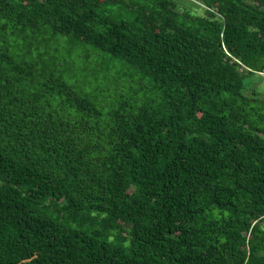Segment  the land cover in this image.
<instances>
[{"label": "trees", "instance_id": "16d2710c", "mask_svg": "<svg viewBox=\"0 0 264 264\" xmlns=\"http://www.w3.org/2000/svg\"><path fill=\"white\" fill-rule=\"evenodd\" d=\"M264 0H0V264H264Z\"/></svg>", "mask_w": 264, "mask_h": 264}, {"label": "rangeland", "instance_id": "374dc122", "mask_svg": "<svg viewBox=\"0 0 264 264\" xmlns=\"http://www.w3.org/2000/svg\"><path fill=\"white\" fill-rule=\"evenodd\" d=\"M251 89H257L259 92L264 94V73H261L259 77H253L250 79L246 93L251 94Z\"/></svg>", "mask_w": 264, "mask_h": 264}]
</instances>
